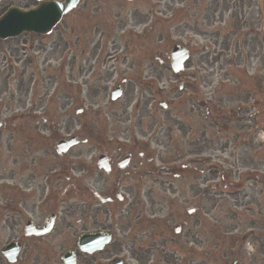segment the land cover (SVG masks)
<instances>
[{"label": "rangeland", "instance_id": "374dc122", "mask_svg": "<svg viewBox=\"0 0 264 264\" xmlns=\"http://www.w3.org/2000/svg\"><path fill=\"white\" fill-rule=\"evenodd\" d=\"M106 1L83 0L50 36L25 34L0 42V117L14 116L11 93L15 88H28L31 77L43 78L55 118L61 115L58 104L64 99L70 101V112L55 125L56 133L63 131L68 115L73 129L89 138L87 146L73 151L118 147L152 138L163 141L151 143L153 168H161L164 163L174 168L172 162L185 155L181 160L185 180L169 176L172 190L154 193L163 214L152 217L151 209L145 211L146 218L154 221L167 218V213L175 209L170 222L173 233L179 219L186 221L189 217V208L198 209L189 218L174 251L161 248L164 243L152 236L155 244H150L149 237L141 240L144 230L154 228L127 220L122 206L115 203V208L107 207L115 231L113 244L92 264H108L113 258L122 259L124 264H190V254L195 255L194 264H232L233 260L264 264V0ZM36 6L34 0H5L0 3V18L10 8L28 11ZM99 18H103L99 28L110 40L109 46L117 40L128 47L126 56L134 71L138 68L136 61L142 60L135 54L140 46L149 49L148 58L158 54L163 58L175 44L190 50L186 70L174 77L167 61L159 68L163 75L158 82L133 85L139 81L133 79L116 103L109 100L111 87L105 97L104 90L82 89L75 80H64L69 75L60 73L63 51L68 46L79 55L86 51V57L77 59V66H81L89 56L88 35L89 39L97 37L94 28ZM111 23L123 27L114 26L113 31ZM61 35L63 39L59 40ZM132 46L137 47L135 51ZM73 60L71 57L68 62L73 64ZM150 63H144L143 70ZM70 69L73 65L66 70ZM141 94L149 99L146 109V101L139 104ZM161 101L166 102V111L159 107ZM76 109H83L85 117L76 115ZM244 110L242 119L246 122L237 124L236 117ZM139 112L144 114L140 125L136 119ZM10 144L17 153V142ZM205 176L216 181L203 185ZM82 183L80 188L84 190ZM236 183L250 188L233 196ZM131 200L128 198L125 204ZM251 229L253 233L248 235ZM220 255L217 262L215 257Z\"/></svg>", "mask_w": 264, "mask_h": 264}, {"label": "flooded vegetation", "instance_id": "af4514ba", "mask_svg": "<svg viewBox=\"0 0 264 264\" xmlns=\"http://www.w3.org/2000/svg\"><path fill=\"white\" fill-rule=\"evenodd\" d=\"M98 20L94 28L97 37L89 39L91 34L88 35L89 56L81 66H77V59L86 57V51L80 55L78 51H63L65 60L60 73L63 77L69 75L64 80H75L81 88L102 89L106 96L107 88L117 87L119 82L126 85L134 79L149 83L162 78L161 54L148 58L146 45L137 51V47L132 46L144 63L151 62L143 70V60H137L138 68L134 71V65L126 56L128 47L117 40L109 46L110 40L99 28L103 18ZM60 44L62 42L57 46ZM71 57L73 64L68 62ZM152 61L157 62L158 67L155 68ZM71 65L73 69L66 70ZM44 83L43 78L31 77L28 88H15L11 93L14 116L0 117V264H63V254L77 249L76 242L82 234L112 231L113 220L107 207L116 199L122 203V193L137 199L143 194L152 196L156 188V180L149 188L141 187V181L155 174L150 144L163 141L151 139L119 147L58 152L57 141L71 136L75 130V126L69 124L70 116L66 115L68 123L63 131L56 133L55 125L70 112V101L64 99L58 104L61 115L55 118L53 102L46 95ZM80 115L85 117L84 110ZM12 141L17 142V153L13 152ZM102 157L106 159L104 168L98 165ZM124 181L126 183L122 184ZM161 186L163 190L171 189L165 182H161ZM102 199L110 201L105 203ZM133 208L128 205L130 211ZM139 209L137 219H141L143 206ZM140 238L146 241V232L140 234ZM9 247L10 258L5 255ZM80 258L76 264L95 263V256L82 255Z\"/></svg>", "mask_w": 264, "mask_h": 264}, {"label": "water", "instance_id": "95a60500", "mask_svg": "<svg viewBox=\"0 0 264 264\" xmlns=\"http://www.w3.org/2000/svg\"><path fill=\"white\" fill-rule=\"evenodd\" d=\"M2 0H0L1 2ZM44 1V0H40ZM81 0H63L60 2L51 1L42 3L38 9L29 11L28 13L19 9H10L7 14L0 19V40H8V38H18L23 33H35L37 35H49L61 21V18L75 9ZM172 68L175 72L182 69L184 62L188 60V53L182 47H175L171 52ZM120 95L117 91L115 98ZM77 144V139L59 143V148L70 147ZM90 239H83L81 245L84 252L91 253L101 251L104 245L110 243L111 235L97 234ZM118 261H115V263ZM117 264V263H116Z\"/></svg>", "mask_w": 264, "mask_h": 264}]
</instances>
